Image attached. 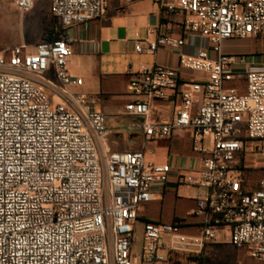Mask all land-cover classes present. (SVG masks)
I'll return each instance as SVG.
<instances>
[{"label": "built area", "instance_id": "built-area-1", "mask_svg": "<svg viewBox=\"0 0 264 264\" xmlns=\"http://www.w3.org/2000/svg\"><path fill=\"white\" fill-rule=\"evenodd\" d=\"M35 1L13 4L25 13ZM108 7L107 0H51L61 37L0 51V264H168L178 254L205 255L219 224L229 227L230 245L264 264V177L260 189L247 191L236 169L246 140H264V71L223 50L229 39L264 37V0H161L165 18L181 14L183 34L211 46L180 54L179 69L128 67L127 90L138 99L126 110L143 118L144 145L191 129L202 168L179 180L196 189L192 214L215 216L197 235L179 224L143 223L140 255L133 254L138 209L164 193L172 166L148 160L145 150L108 152L100 99L76 92L84 80L69 71L68 29L102 18ZM135 43L137 53L153 55L186 44L167 31L154 40L137 35ZM180 69L207 78L188 83L173 118L153 120L151 102L178 87Z\"/></svg>", "mask_w": 264, "mask_h": 264}, {"label": "crops", "instance_id": "crops-1", "mask_svg": "<svg viewBox=\"0 0 264 264\" xmlns=\"http://www.w3.org/2000/svg\"><path fill=\"white\" fill-rule=\"evenodd\" d=\"M37 3L40 0H36ZM51 1V0H50ZM109 7L105 16L100 19L76 24L68 29L74 40L70 47L69 71L72 76L83 78L84 84L75 88L76 92L97 96L100 101L96 110L106 116L108 135L104 147L108 152L143 151L148 160L157 164L172 166L170 182L164 193L155 201L142 204L138 209V223L179 224L183 229L191 230L197 235L207 224L215 222V216H194L197 208L196 189L182 183L179 176L183 171L197 172L202 168L200 156L192 149V130L177 129L170 138L148 141L144 145V120L130 115L126 107L136 96L127 90L130 75L128 67L138 70L142 65L161 64L179 69V56L182 53L196 55L200 49L210 47L208 39L197 35H185L181 29L182 15L173 14L169 18L162 15L161 0H107ZM171 2L172 0H163ZM13 4V3H12ZM14 5V4H13ZM51 12V4L49 7ZM41 16V15H40ZM184 38L186 44L180 48H161L156 54H140L136 52L135 39L154 40L159 33ZM223 50L229 55H245L251 57V70L264 71V37L250 39H229L224 42ZM214 58L216 54L211 52ZM76 57V58H75ZM134 60L125 67L126 60ZM80 66L77 73L70 67ZM84 73V75H83ZM205 74L180 69L179 85L175 90H168L167 97L151 102V118L155 121H167L174 117L181 105V93L191 81L205 80ZM238 88L244 92V82ZM197 97L201 98L200 93ZM145 98V97H139ZM199 108L195 105L193 112ZM209 138L206 142H209ZM236 169L243 179V187L247 191L261 188L264 177V140L247 139L244 149L238 154ZM170 204L173 212L163 219V209ZM158 207L160 211L154 212ZM137 223V224H138ZM218 233H224L229 243V227L216 225ZM224 243L218 239L209 245L205 255H198L199 264H210L211 254L223 248ZM237 249V248H235ZM237 250H246L245 248ZM248 252V251H247ZM219 264H224L219 262ZM233 264H263L244 258Z\"/></svg>", "mask_w": 264, "mask_h": 264}, {"label": "rangeland", "instance_id": "rangeland-1", "mask_svg": "<svg viewBox=\"0 0 264 264\" xmlns=\"http://www.w3.org/2000/svg\"><path fill=\"white\" fill-rule=\"evenodd\" d=\"M14 0H0V51L6 48L13 47L22 43L28 45H36L43 39L44 26L55 25L59 26L57 19L51 14L49 7L50 0L35 1L34 7L28 12H21L12 4ZM41 15V16H40ZM76 58V57H75ZM134 60H126L123 64L128 66ZM76 65V64H75ZM70 69L80 73V66L76 65ZM84 75V73H83ZM237 81L234 82V84ZM174 207L167 204L162 212L163 219L173 212ZM154 212L160 211L158 207L153 208ZM185 234H193L191 230L182 229ZM220 241L224 243L222 249L214 251L211 254L210 264H233L236 260L245 259L247 261L253 260L246 250H237L232 245L227 243V237L224 233H218ZM144 244L143 225L137 224V231L134 235L133 254L140 255ZM167 264V263H166ZM168 264H199L198 255L196 254H178L174 256L173 261Z\"/></svg>", "mask_w": 264, "mask_h": 264}, {"label": "trees", "instance_id": "trees-1", "mask_svg": "<svg viewBox=\"0 0 264 264\" xmlns=\"http://www.w3.org/2000/svg\"><path fill=\"white\" fill-rule=\"evenodd\" d=\"M54 18L58 20V18H56V17H54ZM58 22H59V26L48 25V24L46 26H44L43 39L41 41H43V40H55V39H59L61 37L64 30H63L59 20H58Z\"/></svg>", "mask_w": 264, "mask_h": 264}]
</instances>
